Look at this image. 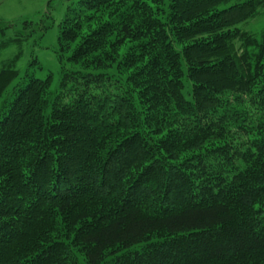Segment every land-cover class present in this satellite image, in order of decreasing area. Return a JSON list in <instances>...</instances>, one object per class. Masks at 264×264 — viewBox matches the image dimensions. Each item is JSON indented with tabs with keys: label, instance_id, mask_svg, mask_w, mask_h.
<instances>
[{
	"label": "trees",
	"instance_id": "obj_1",
	"mask_svg": "<svg viewBox=\"0 0 264 264\" xmlns=\"http://www.w3.org/2000/svg\"><path fill=\"white\" fill-rule=\"evenodd\" d=\"M73 6L0 70V264H264V0Z\"/></svg>",
	"mask_w": 264,
	"mask_h": 264
},
{
	"label": "rangeland",
	"instance_id": "obj_2",
	"mask_svg": "<svg viewBox=\"0 0 264 264\" xmlns=\"http://www.w3.org/2000/svg\"><path fill=\"white\" fill-rule=\"evenodd\" d=\"M68 7H74L73 0H0V70L15 60L19 80L28 76L43 80L50 75L55 90L64 73L77 69L59 52V25ZM239 27L260 35L264 9Z\"/></svg>",
	"mask_w": 264,
	"mask_h": 264
}]
</instances>
